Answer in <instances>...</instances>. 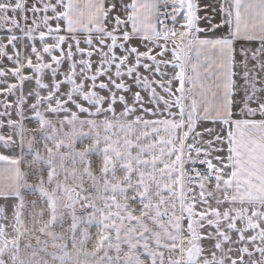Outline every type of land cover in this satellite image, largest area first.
Instances as JSON below:
<instances>
[{
  "label": "snow or ice",
  "instance_id": "obj_1",
  "mask_svg": "<svg viewBox=\"0 0 264 264\" xmlns=\"http://www.w3.org/2000/svg\"><path fill=\"white\" fill-rule=\"evenodd\" d=\"M0 264H264V0H0Z\"/></svg>",
  "mask_w": 264,
  "mask_h": 264
},
{
  "label": "crops",
  "instance_id": "obj_2",
  "mask_svg": "<svg viewBox=\"0 0 264 264\" xmlns=\"http://www.w3.org/2000/svg\"><path fill=\"white\" fill-rule=\"evenodd\" d=\"M199 2H200V4H201V6L203 7L204 4H208V3L216 4V3H219V0H199ZM209 11H210V10H209ZM200 14H201V15H204V12L202 11ZM218 18H219V17H217V19H218ZM200 23H201V26H205V25H204V21H201ZM210 35H211V33H210ZM257 46H258V42H257ZM238 59H239V57H238ZM257 71H259V69H257ZM238 80H239V78H238ZM258 86H259V85H258Z\"/></svg>",
  "mask_w": 264,
  "mask_h": 264
}]
</instances>
